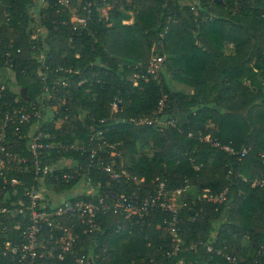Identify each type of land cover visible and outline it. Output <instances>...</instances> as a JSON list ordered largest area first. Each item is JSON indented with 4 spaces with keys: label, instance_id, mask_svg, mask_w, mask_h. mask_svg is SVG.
Returning <instances> with one entry per match:
<instances>
[{
    "label": "trees",
    "instance_id": "obj_1",
    "mask_svg": "<svg viewBox=\"0 0 264 264\" xmlns=\"http://www.w3.org/2000/svg\"><path fill=\"white\" fill-rule=\"evenodd\" d=\"M36 3L0 0V86L9 107L40 110L38 128L53 134L51 141H79L87 150L97 148L106 162L115 160L117 172L127 170L113 179L104 168H91L109 203L112 194L142 200L163 191L161 202L169 204L173 191L183 192L176 211L159 204L126 219L114 209L100 210L95 230L77 215L61 216L63 225H74L77 247L98 256L95 264H234L207 251L212 242L237 264H264V186L254 184L264 178V0H49L41 22L47 34L31 38ZM106 4L107 18L100 12ZM71 9L87 18L85 25L75 26ZM227 43L234 52H226ZM154 53L167 55L164 69L148 73ZM167 72L194 93L173 90ZM157 116L177 124L161 129ZM31 127H23L22 138L8 130L10 148L29 157ZM206 135L237 151L251 150L240 159ZM60 156L82 166L91 160L77 149H53L49 160L55 164ZM128 156L130 167L122 164ZM29 166V173L17 174L26 182L7 204L28 201L25 189L37 183L32 159ZM80 179L79 173L69 181L48 177L47 186L59 194ZM188 186L196 187V198L184 192ZM225 191L222 200L209 198ZM82 199L99 202L72 197ZM18 219L1 214L0 237L14 234ZM57 261L69 264L71 257ZM11 263L7 258L1 264Z\"/></svg>",
    "mask_w": 264,
    "mask_h": 264
},
{
    "label": "built area",
    "instance_id": "obj_2",
    "mask_svg": "<svg viewBox=\"0 0 264 264\" xmlns=\"http://www.w3.org/2000/svg\"><path fill=\"white\" fill-rule=\"evenodd\" d=\"M88 4L90 5L91 3ZM193 9H195L194 6ZM81 18L83 20L81 24L85 25L87 18L84 16ZM166 31L167 29L161 35L163 36ZM162 59V56L155 54L148 66V73H154L156 70L152 67L153 62L161 61ZM6 64L7 70L12 71L13 63L8 60ZM43 79L46 80V76H44ZM5 88L4 84L0 86V215L10 213L13 216H19V219L17 223L14 224V229L16 230L14 234L0 237V239H3L0 244V264L7 258L12 260L11 264H38L37 259L39 258H43L46 261L45 264H59L57 260H65L68 256L71 257V262L69 264H95V258L98 256L88 255L82 252V248L81 250L77 247L78 235L73 232L74 225H63L59 219L63 215H77L81 222L89 224L91 229L95 230V228L100 226L97 221L100 210L108 211L114 209L123 214L126 219L131 218L135 214L142 216L159 204L168 206L171 210L176 211L177 208L173 207L170 203L167 204L166 199H164L166 202H161L163 191H159L156 196H150L142 200H139L137 196L128 197L121 195L116 197L112 194L110 196L112 203L106 201L100 194L99 187H97L94 182L91 168L102 167L110 173L113 179H120L122 175L127 176V174L124 171L122 173L117 172L114 168V164L106 162L103 156L98 153L97 148L87 150L85 144L79 141L72 144L55 143L51 141L50 138L54 137V135L49 133L46 129L38 128L39 119L42 118L40 110L28 112L23 107L10 108L9 100H6L3 95ZM163 105L164 101L161 100L160 106L162 107ZM42 106H45L44 102ZM33 119H36L35 123H33ZM157 119L159 120L161 129L170 125L176 126L177 124V119L174 118L160 119V117L157 116ZM31 123L32 127L28 133H26L29 139L27 150L32 154V157H29L10 148L8 143L11 138L8 136V130L10 128L14 129V134L22 138L23 127ZM34 125H36V127ZM101 134V131L92 132L90 138L91 140L98 139ZM190 135H192V133H190ZM205 139L212 142L213 145L222 147L232 154H239L240 159L244 158L251 150V147L245 146L242 150L237 151L230 145L222 144L218 139H212L211 137H205ZM53 149H77L82 152L87 151L91 160L85 166L80 165L78 162L75 163V165H73L75 167L74 170H60L56 164L49 160V156ZM260 154L264 162V150H262ZM31 159L35 165L34 180H36L37 183H33V185L25 189L24 196L27 197L28 201L19 198L17 201H12L10 204H7L8 198H12L19 194L18 186L26 182V178L23 179V177L21 178L20 175L17 174L24 175L30 172L29 160ZM57 171L62 172L59 173ZM75 173L81 174L82 182H85L82 176H86V182L98 189L96 197L99 198V202H88L83 199L73 201L70 199L62 200L57 203L53 202L49 205V202L53 201V198L41 196V191L43 190H47V192L51 194L47 186L48 177L69 181L75 177ZM254 184L264 186V178L254 182ZM10 188H13L12 193H10ZM183 190H186V188ZM225 194L226 191L209 198L222 200L225 198ZM204 196L208 197L207 194ZM5 229H7V227H5ZM172 230L175 231L174 228H172ZM45 233H48V235ZM205 245L207 251L222 255L229 262L237 264L236 256L216 247L212 242H207Z\"/></svg>",
    "mask_w": 264,
    "mask_h": 264
},
{
    "label": "rangeland",
    "instance_id": "obj_3",
    "mask_svg": "<svg viewBox=\"0 0 264 264\" xmlns=\"http://www.w3.org/2000/svg\"><path fill=\"white\" fill-rule=\"evenodd\" d=\"M36 2H37L36 7H37V5H39L38 8H34L36 11L31 9V11L33 13V16H32L33 19L31 22L32 32H31L30 36H31V38H44L47 34V29L44 25L41 24V22H42V19L47 16V14L43 11V9H46L48 7L49 0H45V1L36 0ZM110 8H111V5H109V4H106L102 7H100V12H101L102 16L107 18L109 15ZM71 11L74 13L71 16L72 21L75 22L76 26H80L81 22L83 21L81 18L82 15L80 13H78L75 9H71ZM132 20L133 19L128 20L126 22L130 23ZM231 51H234V47H232L230 43H227L226 44V52L230 53ZM154 55H155V53L151 56V59ZM166 57H167V55L165 54L162 56L163 59L161 61L160 60L154 61L152 64V67H154V69L156 71L157 70L160 71L161 69L163 70L164 69L163 63L166 61ZM151 59H150V62H151ZM167 82H168L169 86L175 91H182L185 93H194V89H192L191 87L187 86L184 83H181V82H178L177 80H175L173 78L172 74H169V72H167ZM217 90L218 89H215L211 92L210 99H213L216 96ZM113 106H114V109H118L120 106L119 100H117L113 104ZM56 107H57V105L54 106V109ZM34 126L36 127V125H34ZM206 137L209 138L210 135H206ZM112 155L114 156L115 153L111 152V156ZM122 161H123L122 164H124L126 167H130L133 164V161L129 156L125 157ZM56 162L57 163H55V164L57 165V167H59L60 170H62V169L64 170L65 169L64 167H70L72 165H75V163H77L74 160H72L71 158L61 157V156L58 158V160ZM115 162L116 161L113 160L111 162V164H115ZM124 172L126 174L128 173L127 170H124ZM82 177H83V179H85V182L84 181L82 182V179H81L73 188H71L69 190H66L64 192H60L59 194L55 193L51 189H50L51 194L47 193V190H43V191H41V196H44L47 198H53V201L56 203L60 202L62 200H70V199H72L73 196L90 195L92 198H95L96 194H98V189L93 187V185H91L90 183L86 182V176L83 175ZM184 192L189 193L191 195V197H193V198H196L198 196V191H197L196 187H194V186H191V187L188 186V188ZM182 193L183 192L181 190H177V191H173L170 194L169 203L173 207H176V208L179 207L180 202L182 200V198H181ZM95 229H100V227H97ZM171 233H172V235L174 234L173 232H171Z\"/></svg>",
    "mask_w": 264,
    "mask_h": 264
},
{
    "label": "crops",
    "instance_id": "obj_4",
    "mask_svg": "<svg viewBox=\"0 0 264 264\" xmlns=\"http://www.w3.org/2000/svg\"><path fill=\"white\" fill-rule=\"evenodd\" d=\"M42 1H45V0H42ZM232 47H234V45L232 43H230ZM234 51H235V47H234ZM234 51H231V52H234Z\"/></svg>",
    "mask_w": 264,
    "mask_h": 264
}]
</instances>
